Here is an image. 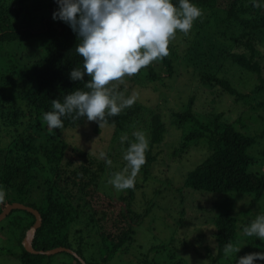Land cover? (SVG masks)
I'll return each mask as SVG.
<instances>
[{"label": "trees", "instance_id": "1", "mask_svg": "<svg viewBox=\"0 0 264 264\" xmlns=\"http://www.w3.org/2000/svg\"><path fill=\"white\" fill-rule=\"evenodd\" d=\"M171 2L179 6V0ZM256 2L260 8L252 6L253 0H190L202 9L203 16L194 21L189 32H193L192 37L183 35L185 46L178 52L170 43L166 58L152 62L133 77H125V83L119 86V91L127 97L137 84L163 93L162 88L175 82L177 95L183 96L180 105L174 103L171 107L168 117L137 100L119 115L107 117L106 126L116 134L147 133L149 148L142 166L144 178L150 172L149 166L158 160L160 150L156 146L167 145V155L174 161L166 166L172 170L192 150L205 146L206 158L189 170L177 187L187 208L184 213L192 208L203 210L206 201L212 198L206 196L209 193H247L251 202L240 212L216 213L211 220L214 231L208 241L202 239V243H196L182 239L179 245L172 242L154 245L148 249L154 255L148 257V251L141 252L144 258H138L136 264H192L183 255L188 250L206 258L207 264H220V260L236 264L237 253L225 256L224 246L231 243L237 247L239 242L245 250L240 252V257L264 252V240L243 232L258 215H264V211H258L264 209V171L251 170L256 159L248 153L259 137L264 138V0ZM45 6L58 8L55 0H47ZM214 15L222 17L226 24L232 23L235 31L223 33L224 39L218 38L212 28L217 26L213 25L215 22L205 26ZM36 22L39 25L34 26ZM176 34L183 33L177 30ZM78 42L76 33L66 23L42 12L39 0L32 3L0 0V188L6 192L0 212L12 202L39 211L42 221L32 240L35 250L63 246L74 251L85 264H111L113 259L119 260L126 254L134 241V224L139 213L133 211L132 204L135 190L141 184L135 180L133 189L120 193L117 198L121 204L111 194H103L99 188L105 175L104 159L79 150L63 138L66 129L74 130L90 122L99 132L101 126L85 118L66 116L61 129L49 130L43 121V114L53 110L52 100L63 102L67 94L78 89L89 91L84 86L90 79L87 75L82 81L69 78L73 68H83V58L74 50ZM27 47L31 53L25 51ZM216 59L227 60L238 69L252 73L254 83L250 90H240L231 78L211 68L209 62ZM244 84L248 85L249 81L245 80ZM200 87L214 88L220 94V103L223 94L233 97L238 106H232L231 114L236 117L207 111L205 106L212 109L215 105L202 99ZM260 121H263L262 130L258 129L256 135L244 132L248 131L247 125L259 128ZM169 131H172L170 139ZM68 150L78 153L79 159H73ZM114 173L111 169V174ZM183 188L202 196L192 193L194 197L189 196L191 204L187 206ZM190 215V218L200 217L199 221L204 218V215ZM240 215L243 217L239 218ZM34 220L32 213L18 208L0 220V229H6L8 242L15 243L0 245V255L11 254L16 249L20 264H56L53 262L56 253L36 254L24 249L21 241ZM59 253L72 259L71 264H83L69 252ZM254 264H264V260H256Z\"/></svg>", "mask_w": 264, "mask_h": 264}, {"label": "clouds", "instance_id": "2", "mask_svg": "<svg viewBox=\"0 0 264 264\" xmlns=\"http://www.w3.org/2000/svg\"><path fill=\"white\" fill-rule=\"evenodd\" d=\"M55 2L58 8L52 13V19L66 23L76 33L79 42L74 50L83 58V68H73L69 78L82 81L87 75L90 79L84 84L89 91L78 89L67 94L63 102L57 99L51 101L53 110L43 114V121L49 130L61 129L66 116L85 118L100 127L108 123L107 117L117 116L132 107L137 95L126 97L119 91L125 77H133L152 62L166 58L169 41L175 38L177 30L187 36L194 21L203 16L202 9L190 0H179L178 7L171 0ZM252 6L261 7L256 0H253ZM132 135L135 142H131L123 154L125 168L108 180L117 191L133 189L135 179L146 163L149 148L147 133L134 131ZM127 139L125 134L121 142ZM100 157L111 165L106 153L101 152ZM5 196L6 192L0 188V202ZM243 232L246 236L264 240V215H258L243 228ZM239 251L240 248L231 243L224 246L225 256ZM256 260H264V252L245 254L236 260V264H254Z\"/></svg>", "mask_w": 264, "mask_h": 264}, {"label": "rangeland", "instance_id": "3", "mask_svg": "<svg viewBox=\"0 0 264 264\" xmlns=\"http://www.w3.org/2000/svg\"><path fill=\"white\" fill-rule=\"evenodd\" d=\"M36 0H27V3L35 2ZM42 2V12L52 16V13L57 10L56 8H49L45 5L47 0H39ZM222 17L213 16L210 19L212 20L207 22L205 26L210 27L214 22L217 26H212L216 32L218 38H225L224 34H230L235 31L232 23H227L221 19ZM34 26L39 25L38 22L33 24ZM184 34H176L175 38L169 41L170 46L174 45L178 52L185 46L186 42L183 37ZM193 32L189 33V38L192 37ZM183 38V40L181 39ZM24 45H27L24 42ZM26 52L31 53V48L27 47ZM211 68H214L216 71H219V74L227 75L231 78L234 85H236L240 90L245 89L246 91L250 90L254 83V76L252 73H249L244 70L238 69L237 66L233 65L231 62L224 60H213L209 62ZM181 67V66H180ZM182 80H186L183 77H180ZM245 80L249 81V84H244ZM171 86L162 88V92L151 91V89H146L141 85L137 84L136 87H131L130 94L137 95V101L143 103L146 107H149L150 110L161 113L163 116L168 117L170 115L171 107H174V103L181 104L183 98L182 94L179 96L175 90V82H171ZM248 89V90H247ZM199 95L202 99L213 101L215 109H209L208 105L204 108L209 112L223 113L224 116L230 115L232 118L236 117L233 113V108L238 106L234 101L235 99L231 96L223 94L221 99L223 102H219L220 94L216 92L214 88H201L199 89ZM130 95V96H131ZM205 102V103H206ZM207 104V103H206ZM233 106V108H232ZM248 110V108H246ZM225 119V118H224ZM246 121H249L246 119ZM263 121H260L259 128L257 126L247 125L248 131L244 132L250 135H256V132L261 131L260 127L263 126ZM167 133L168 139L171 138V132ZM133 132L129 133H114L112 128L101 125L100 131L96 132L93 128V123H86L84 127L79 126L77 129H66L64 131L63 138L65 141L71 145L77 146L79 150L88 152L90 155L101 158L100 153L104 152L108 154V159L111 160V165H108L105 162V172L104 180L100 185L99 190L105 193H109L118 203H122L121 200H118V196L123 191H117L112 185L108 183V180L112 177L111 169L114 172L122 171L126 166V161L123 159L124 151L127 149L128 139L130 142H135V139L132 138ZM260 133V132H259ZM127 135L128 139L121 142V137ZM173 137V136H172ZM173 139H177L173 137ZM178 141V139L176 140ZM175 145L177 142H174ZM199 147V146H198ZM156 149L160 150L158 154L157 162L149 166L150 172L144 178L142 167L139 174L136 177V181L140 183V187L135 190V197L133 200L132 209L136 213H139V219L135 220L134 224V241L130 246H128V252L123 254L122 257L113 259L111 264H136L138 258H144V254L141 252H147L151 246L158 245L161 243L172 242L171 244L179 245L182 239H189L190 242L202 243V239L209 240L212 237L214 231L213 223L211 222L212 218H215L218 212H240L239 210L250 202L249 194L227 191V192H217L209 193L212 198L206 201V207L203 210L192 208L188 213H184L185 208L184 203L181 201V192L177 190V187H180L183 183V180L186 176V173L193 169L197 164L202 162L208 153H206L205 146L203 148L192 150V154L187 156L183 162L176 165L175 168L168 169L166 163L174 161L171 156L167 155V145L156 146ZM162 149V151H161ZM72 154L73 159H79V154L68 150ZM262 151V153H260ZM248 153L256 159L254 167H251L252 171L262 172L264 171V138L256 140V143L248 148ZM260 153V154H259ZM70 158V157H68ZM258 158V159H257ZM105 161V160H104ZM111 168V169H108ZM176 169V170H175ZM183 194L185 201L188 200L187 206L191 204L189 200L190 197L196 195L202 196L200 193H197L193 190L190 191V188H183ZM125 192V190H124ZM194 194V196L192 195ZM192 199V198H190ZM195 201V199H192ZM151 203V204H150ZM251 203V202H250ZM255 207L258 208L257 204ZM148 208V209H147ZM189 209V208H188ZM208 209H211L210 211ZM147 210V211H146ZM258 211L263 212L264 209H259ZM146 212V214H143ZM191 213L197 215H204V220H206L202 225L199 224L203 221H199L201 218L195 216ZM249 214L248 212H246ZM134 215V214H133ZM206 216V217H205ZM203 217V216H202ZM243 217L242 215L239 218ZM180 218H182L180 220ZM198 223V224H197ZM202 227V228H200ZM6 229H0V245L11 246L13 243L8 242V234L5 232ZM207 240V241H208ZM171 244H168L169 246ZM240 251L237 252L238 257H240L241 251H245L241 242L238 246ZM243 248V250H242ZM241 252V253H240ZM129 253V254H128ZM188 254V255H186ZM186 254L187 260L192 262V264H207V260L204 257L198 256L195 252L188 250ZM128 255V256H126ZM152 251H148V257L153 256ZM220 264H228V261L220 260ZM56 264H71L74 261L69 257L58 253L54 257ZM190 262V263H191ZM259 263V262H257ZM0 264H20L18 251L15 249V252L6 255H0Z\"/></svg>", "mask_w": 264, "mask_h": 264}, {"label": "water", "instance_id": "4", "mask_svg": "<svg viewBox=\"0 0 264 264\" xmlns=\"http://www.w3.org/2000/svg\"><path fill=\"white\" fill-rule=\"evenodd\" d=\"M14 208L27 210L28 212L32 213L35 217L34 223L29 227V229H27V231L25 232V235L21 241V243H22V245L26 251H28L30 253H36V254L40 253V254H47V255L55 254L57 252L66 251V252H69V253L77 256L82 261V263L85 264L84 261L76 253H74L72 250H70L66 247H63V246H58V247L48 249V250H43V249L42 250H35L32 246V240L34 238L36 229L41 225V221H42L41 215L37 209H35L31 206H27V205H24V204L19 203V202H12V203H9L8 205H6V207L0 212V220L3 219L7 215V213Z\"/></svg>", "mask_w": 264, "mask_h": 264}]
</instances>
